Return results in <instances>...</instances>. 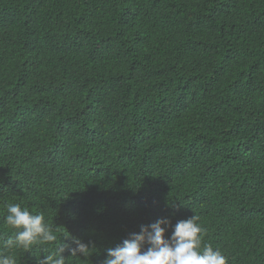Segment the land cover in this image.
<instances>
[{
    "label": "trees",
    "instance_id": "16d2710c",
    "mask_svg": "<svg viewBox=\"0 0 264 264\" xmlns=\"http://www.w3.org/2000/svg\"><path fill=\"white\" fill-rule=\"evenodd\" d=\"M9 203L93 247L65 264L192 215L264 264V0H0V246Z\"/></svg>",
    "mask_w": 264,
    "mask_h": 264
},
{
    "label": "clouds",
    "instance_id": "9594fccd",
    "mask_svg": "<svg viewBox=\"0 0 264 264\" xmlns=\"http://www.w3.org/2000/svg\"><path fill=\"white\" fill-rule=\"evenodd\" d=\"M5 207L3 223L14 235L0 246V264H17L12 250L27 251L34 245L55 246L54 252L43 259L38 258L36 264H65L63 253L66 250L70 257H86L93 248L71 237L65 228L58 237L56 229L45 220L43 212L31 213L19 203H9ZM198 221L196 215L178 221L169 238H165L170 225L167 219L141 226L139 233H133L130 238L107 248L103 264H227V257L219 248L202 244L206 230ZM65 240H71L75 247L64 243Z\"/></svg>",
    "mask_w": 264,
    "mask_h": 264
}]
</instances>
